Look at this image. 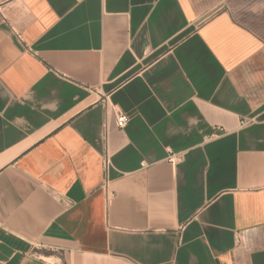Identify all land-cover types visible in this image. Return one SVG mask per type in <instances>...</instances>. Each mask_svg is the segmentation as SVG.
<instances>
[{
    "label": "crops",
    "instance_id": "1",
    "mask_svg": "<svg viewBox=\"0 0 264 264\" xmlns=\"http://www.w3.org/2000/svg\"><path fill=\"white\" fill-rule=\"evenodd\" d=\"M0 264H264V0H0Z\"/></svg>",
    "mask_w": 264,
    "mask_h": 264
},
{
    "label": "built area",
    "instance_id": "2",
    "mask_svg": "<svg viewBox=\"0 0 264 264\" xmlns=\"http://www.w3.org/2000/svg\"><path fill=\"white\" fill-rule=\"evenodd\" d=\"M129 122H130V116L129 115H127L125 113H120L117 116V126H118V128L125 129L128 126ZM171 161L174 162V159L171 158ZM103 164H104V167H105L106 170L111 165L110 157H109L108 154L104 155Z\"/></svg>",
    "mask_w": 264,
    "mask_h": 264
}]
</instances>
